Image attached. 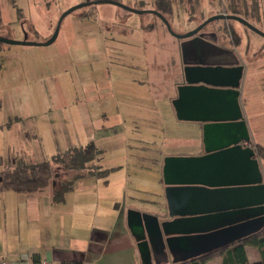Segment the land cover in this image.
I'll return each instance as SVG.
<instances>
[{"label":"rangeland","instance_id":"rangeland-1","mask_svg":"<svg viewBox=\"0 0 264 264\" xmlns=\"http://www.w3.org/2000/svg\"><path fill=\"white\" fill-rule=\"evenodd\" d=\"M96 1L101 0H0V37L21 41L26 35L29 42H44L52 36L64 12ZM110 1L147 11L152 10L155 2ZM258 1L259 9L252 18L253 7L251 0H247L251 6L248 21L264 33V21L257 19L262 16L264 20V0ZM171 2L173 13L168 21L172 31L179 34L191 32L208 18L223 13L222 2L225 4L226 0ZM94 6L95 9L87 6L69 13L49 46L0 45V135L3 132L7 142L14 146L13 152L21 147L35 159L47 161L70 148L94 143L100 153L99 164L109 170V190L125 189L129 203L146 201V210L156 213V204L164 198L160 175L164 156H190L197 151L188 147L186 139L183 144L172 140L178 134L187 137V126L191 124L175 121L160 108V113L151 118L144 114L149 106L145 98L174 93L172 87L180 65L179 44L151 14L127 13L108 3ZM90 10L96 12V23L80 18ZM148 25L153 26L147 28ZM220 25L222 20L213 21L204 31L218 33L223 39L225 36L217 32ZM228 28L237 34L238 30L247 32L255 46L256 59L252 60L250 55L251 59L246 57V61L248 75L253 79L256 76L252 89L262 113L258 126L264 142V52L259 50L264 38L238 22L230 21ZM243 40V46H247V40ZM104 91L106 99L98 100L96 95ZM113 94H117V100L123 99L119 103L137 105V109L117 105ZM87 95L94 97L89 100ZM110 96L112 100L107 99ZM129 109L134 118L128 115ZM114 114L120 115L112 117ZM121 120L127 121L126 126L123 133L117 134ZM130 123L137 127L135 131L127 127ZM252 126L256 127L253 121Z\"/></svg>","mask_w":264,"mask_h":264},{"label":"crops","instance_id":"crops-1","mask_svg":"<svg viewBox=\"0 0 264 264\" xmlns=\"http://www.w3.org/2000/svg\"><path fill=\"white\" fill-rule=\"evenodd\" d=\"M259 20L264 21L262 16ZM237 32L240 38L238 45L227 36L220 38L217 33H202V40L191 44H187L191 38L177 40L180 65L177 80L172 87L174 93L163 96L164 98L160 95L154 97L152 94L145 98L149 106L144 110V114L148 117L151 118L156 112L159 114L165 110L166 116L172 115L175 121L191 124L187 126V137L185 134H178L172 140L183 144L186 139L188 147L197 150L190 156H164L160 167L164 198L162 202L154 203L156 213L146 210V201L129 203L125 189L110 191L108 177L102 180L96 176H87L78 180L74 189L66 193L60 203L52 201L53 187L27 195L4 191L0 193V261H31L33 264H156L142 221L137 218L131 221L128 214H149L156 216L160 223L176 218L169 216L166 199L165 189L169 185L164 183L163 166L167 157H200L227 148L237 141L242 148L254 151L253 159L257 161L264 184V159L255 152L258 146L264 149L258 126L262 121L258 120L262 113L259 112L260 106L256 103L258 100L255 101L256 93L252 89L256 76L253 79V76L248 75L249 64L246 61L250 55L251 58L256 55L255 46H252V38L247 32ZM243 38L247 40V46H243ZM182 42L185 45L181 44ZM240 47L245 48L241 50ZM259 50L264 52V44H261ZM228 90H235L237 93L233 95L231 91L228 94ZM105 94V91L102 95L97 94L96 98L105 100ZM116 95L113 94L116 104L137 109V105L119 103L123 99L117 100ZM87 96L89 100L94 97ZM110 98L107 99L112 100ZM127 112L134 118L130 109ZM119 115L114 114L112 117ZM157 116V121L162 127L161 117ZM103 120L106 122V116ZM240 120L245 124V131L239 126L241 136L237 134L235 125L229 124ZM252 121L256 127L252 126ZM126 122L121 120L123 124L118 127L117 134L124 132L122 128L126 126ZM127 127L130 131L137 128L133 123ZM244 135L247 138H244ZM5 140L4 133L1 132L0 173L20 160L31 163L47 161L35 159L28 152H23L21 147L13 152L14 146ZM164 141L167 147L168 137ZM64 143L67 149L68 140ZM99 163L100 161H97L94 165L101 166ZM211 208L236 210L232 205L217 204ZM261 231H264V226L256 234ZM145 242L148 245V258H143L141 253ZM244 251L249 264L260 262L261 256L256 247L246 244ZM166 252L167 260L160 264H172V256L167 249ZM224 257L225 255L215 257L205 264H222Z\"/></svg>","mask_w":264,"mask_h":264},{"label":"water","instance_id":"water-1","mask_svg":"<svg viewBox=\"0 0 264 264\" xmlns=\"http://www.w3.org/2000/svg\"><path fill=\"white\" fill-rule=\"evenodd\" d=\"M108 3L134 14H152L159 18L167 31L177 40L187 44L202 40L199 33L213 21H235L251 32L264 38V33L239 16L220 13L204 21L191 32L178 34L172 31L166 19L154 10H136L118 2L101 0L76 5L64 12L55 26L52 36L44 42H29L26 35L21 41L0 37V43L19 46H49L57 38L61 21L76 9ZM185 45V44H184ZM236 95L235 90L227 93ZM235 125L237 134L245 131L242 120L229 123ZM244 138H247L244 135ZM254 151L232 142L227 148L200 157L164 159L163 178L166 187L169 216L172 221L160 223L149 214H128L137 218L144 226L147 242L156 264L166 262L167 252L172 264L185 262L216 250L223 249L236 241L256 234L264 226V184ZM172 185H175L172 187ZM178 185V186H176ZM232 205L236 210L211 208L212 205ZM221 210V211H220ZM141 249L143 258L149 257L148 245Z\"/></svg>","mask_w":264,"mask_h":264},{"label":"trees","instance_id":"trees-1","mask_svg":"<svg viewBox=\"0 0 264 264\" xmlns=\"http://www.w3.org/2000/svg\"><path fill=\"white\" fill-rule=\"evenodd\" d=\"M171 4V0H155L152 10L160 13L169 23V17L173 13ZM222 6L223 11L221 12L227 15L239 16L249 23V8L251 6L253 7L251 9V16L255 18L257 10L259 9V1L251 0V6H249L247 0H226L225 4L222 2ZM88 7H94L95 9L94 5ZM95 14L96 12L94 13L90 10L87 15L81 16L80 18H88L93 23H96L97 18ZM127 15L128 14H126L125 17H127ZM257 19H260V17L258 16ZM222 22L223 25L219 26L217 32L222 33L224 36H228L235 45H238L240 38L232 28H228L230 21ZM207 25L201 30H204ZM152 26L153 25H148L147 28H151ZM0 45H2V43H0ZM255 152L257 156L264 159L263 148L258 146ZM99 155L100 153L96 146L89 143L85 147L70 148L60 155L53 156L50 161L31 163L20 160L11 168L1 171L0 193L12 191L14 193L27 195L53 187L52 201L54 203H60L63 201L64 195L74 189L78 180L87 176H96L100 179L107 178L109 170H104L101 166L93 164L101 160V158H98ZM246 244L256 247L261 256L260 262L252 264H264V231L249 237L245 241L177 264H205L215 257H223L224 255L225 257L222 259V264H249L244 251V246Z\"/></svg>","mask_w":264,"mask_h":264},{"label":"built area","instance_id":"built-area-1","mask_svg":"<svg viewBox=\"0 0 264 264\" xmlns=\"http://www.w3.org/2000/svg\"><path fill=\"white\" fill-rule=\"evenodd\" d=\"M0 264H33L31 261H16V262H9L2 260L0 261Z\"/></svg>","mask_w":264,"mask_h":264},{"label":"flooded vegetation","instance_id":"flooded-vegetation-1","mask_svg":"<svg viewBox=\"0 0 264 264\" xmlns=\"http://www.w3.org/2000/svg\"><path fill=\"white\" fill-rule=\"evenodd\" d=\"M206 29V28H205ZM204 29V30H205ZM204 30H201L200 31V33H204V34H208V35H212V34H216L215 32L213 33V32H206V31H204ZM213 37H214V35H213Z\"/></svg>","mask_w":264,"mask_h":264}]
</instances>
